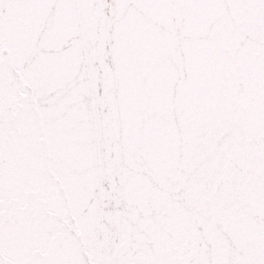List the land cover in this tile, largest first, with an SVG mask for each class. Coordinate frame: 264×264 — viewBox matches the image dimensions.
<instances>
[{"label": "snow or ice", "instance_id": "snow-or-ice-1", "mask_svg": "<svg viewBox=\"0 0 264 264\" xmlns=\"http://www.w3.org/2000/svg\"><path fill=\"white\" fill-rule=\"evenodd\" d=\"M0 264H264V0H0Z\"/></svg>", "mask_w": 264, "mask_h": 264}]
</instances>
